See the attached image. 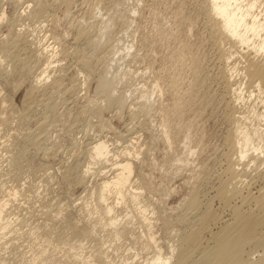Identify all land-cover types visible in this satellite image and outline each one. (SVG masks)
<instances>
[{"label":"bare ground","instance_id":"obj_1","mask_svg":"<svg viewBox=\"0 0 264 264\" xmlns=\"http://www.w3.org/2000/svg\"><path fill=\"white\" fill-rule=\"evenodd\" d=\"M13 1L21 3L16 5L18 9L15 17H8L4 8L0 10V23L7 19L12 26L8 34L2 36L0 58H9L11 69L14 65L21 64L22 73L31 78L23 99L27 109H32L35 99L43 101L46 96L48 112H44L43 120L38 122L29 135L32 142L39 144L46 137L44 128L45 122L50 120L49 112L52 110L57 113L56 103L51 98L62 88V75H51V71L56 70L54 63L59 60L57 56H66L68 49L56 45L58 40L53 36L55 34L49 36L44 33L39 37H30L32 32L15 26L18 25L17 20L25 16L49 19L47 6L50 4L42 0ZM27 1L32 3L22 8ZM101 1L97 0L95 4ZM110 1L115 5L119 1L126 2ZM202 10L217 44L218 61L223 64L219 75L224 92L222 91L219 101L223 102L230 120L224 138L226 150L222 152L226 165L218 175L219 180L214 185L213 194L206 198L204 193L207 189L202 194L201 183L198 180L195 182L197 174L195 183L189 184L190 191L179 203L171 207L165 205L167 196L171 195L174 188L163 189V196L152 201L147 196V191L153 192L154 188L141 169V163H145L146 159L140 158L143 150L136 145L138 137L135 140L130 138L131 143L119 150L110 147L108 139L99 136L88 143L89 146L84 150L88 153L86 163H76L78 167L81 164L77 182H88L94 176V181L85 187L89 189L90 186L87 194L80 199L83 205H80L81 208H86L84 214H68L67 217L62 213V217H59L62 206L56 210L52 205L45 204L42 210L43 220L28 223V215L20 212L18 215L14 214V217L7 215L8 205L15 204L19 189L8 191L7 198H0V264H13L11 259L20 264H264V0H204ZM132 13H138V9H132ZM120 19L127 25L128 16H121ZM91 21L86 25H78L77 39L88 38L93 30L98 32L100 25L104 23L103 19ZM50 37L55 38V43H49ZM91 41L94 44L100 42L101 47L109 42L108 39L97 41L96 38ZM28 44L33 47L31 54L27 56L25 53L23 56L19 49ZM126 49V54L130 55L129 51L134 49V45L129 44ZM77 54L80 55L79 51ZM82 56L79 57L85 73L80 76L76 72L70 85L65 87L69 93L70 90L75 92L81 89V83H88L92 73L93 60ZM11 69L5 73H10ZM5 73L0 70V78L6 76ZM199 76L198 74L197 80L201 82ZM153 90L162 93L158 79L154 80ZM195 91L194 86L190 87V97H195ZM178 93L174 81V107L161 118L160 134L157 136L171 150L173 147L177 149L179 136L182 137L180 145H183L185 154L177 158L175 173L188 164V155L196 152L192 145L194 137L191 126L189 128L186 125L185 128L178 121L177 109L182 102ZM37 94L42 97L38 99ZM148 95L142 94L144 99L140 102V111L145 114H149L151 108H154V101ZM115 97L123 103L127 102L124 93L116 94ZM206 99L208 101L211 98ZM97 102H90V105L93 104L92 113L99 118L100 124L106 125L105 120L101 119V104L99 106ZM5 119L3 118L4 121ZM141 123L151 132L152 137L156 136L151 127L153 119L146 117ZM17 152H13L8 158L12 168L22 165L21 151ZM57 217L61 222L67 223L66 226L70 229L68 233L64 232L63 222L60 229L63 228L64 233L57 231L59 226H54V219ZM23 222L29 225L24 233L20 229L22 226H19ZM23 234H26L24 239L27 243L19 248L22 245L15 244L13 239L20 240ZM10 241L16 248L12 246L15 249L9 250L10 255H5L6 251L2 252L5 249H2L3 243Z\"/></svg>","mask_w":264,"mask_h":264},{"label":"rangeland","instance_id":"obj_2","mask_svg":"<svg viewBox=\"0 0 264 264\" xmlns=\"http://www.w3.org/2000/svg\"><path fill=\"white\" fill-rule=\"evenodd\" d=\"M12 1H0V10L4 8L8 17H15L18 9L16 5H21ZM42 1L50 4L47 6L48 20L25 16L17 20L18 25L15 26L32 32L33 35L30 37H39L44 33L49 36L55 34L53 36L59 41L56 45L68 49L67 57L61 54L57 56L59 60L54 63L56 70L51 71V75L57 73L62 75L60 81L63 89L61 88L59 93H54L51 98V101L56 103L57 113L51 110L50 115L48 114L50 120L45 122V132L43 131L46 140L43 138L40 145L34 143L29 135L38 122L43 120L46 96V100L43 101L35 99L37 101L34 100L32 109H27L23 99L31 78L28 74L25 73L27 77L22 73L21 64L14 65L11 69L12 66L8 63L11 60L0 58L3 59L0 60V70L5 73L11 69L10 73H5L6 76L0 78V198H7L10 191L19 189L15 204H12L13 206L10 204L11 207L8 205L7 215L14 217L20 212L28 215V223H37L43 220L42 210L45 204L52 205L56 210L62 206L59 217L84 214L86 208L84 210L81 208L83 205L80 199L87 194L90 186L89 189L85 187L94 181L92 179L94 176L85 183L77 182L76 178L81 164L86 163L88 159V153L84 150L87 145L89 146L88 143L99 136L108 139L110 147L119 150L130 144L131 139L135 140L136 136L138 137L139 142L136 145L143 150L140 158L146 159V164L141 163L143 166L138 164L144 167L141 169L154 188L152 189L154 193L147 191V196L152 198V201L160 195L163 196L165 193L162 192L163 189L165 191L174 188L171 195L167 196L165 204L171 207L179 203L190 191L192 183L198 181L202 185V194L206 191L205 197L211 196L218 183V175L226 165L222 152L226 150L224 138L230 120L225 113L223 102L219 101L224 92L219 75L223 64L218 61L217 44L207 16L202 10L204 0H126L119 1L117 5L111 4L110 0H102L100 5L95 4L97 0ZM29 3L28 1L23 3L22 8ZM132 9H138V13H132ZM124 15L129 17L128 26L120 19ZM93 19L104 20L98 32L93 30L95 33L90 34L92 36L94 33V37L89 36L91 39L89 37L77 39V28L80 24L86 25L91 20L93 22ZM10 26L7 19L0 23V46L2 36L8 34L12 27ZM95 38L97 41L108 39L109 42L101 47L100 42L94 44L91 41ZM50 39L49 43H55V38ZM129 44L134 45V49L129 51L130 55L126 54L128 51L126 47H129ZM21 47L19 50L23 56L25 53L27 56L31 54L32 45H25L22 47L24 49ZM78 51L80 55L77 54ZM79 56L85 58L88 56L90 60L92 59L93 70L88 83L83 85L81 83L82 88L75 91L77 93L71 90L69 93L65 87L70 85L74 75L78 73L82 76L85 73ZM198 74L201 76H199L201 82L197 80ZM156 79L162 87V93L153 90ZM203 80L205 84L202 83ZM174 81L179 90L178 95L182 99L177 109L178 121L185 128L191 126V134L194 137L192 145L196 149L193 155H188V164L176 170V173L174 168L178 162L177 158L185 154L183 145H180L182 137L179 136L180 143L177 149L173 147L172 150L157 137L160 134L161 118L174 107ZM192 86L196 89L194 98L190 97ZM119 93L126 95V103L115 97ZM142 94H149L150 99L154 101V108H151L149 114L140 111V102L144 99ZM39 95L36 96L38 99L42 97ZM91 100L98 101L99 106L101 104V119L105 120L106 125L100 124L99 118L92 113ZM146 117L154 121L151 127L155 137H152L151 132L141 123ZM199 139L202 142H199ZM18 150L21 151L22 165L12 168L9 166L8 158ZM77 161L81 163L79 167ZM196 177L198 179L195 181ZM59 217L54 219L56 224L52 222L55 227L59 226L57 231L62 233L64 226L66 229L68 226L62 221L63 225ZM23 223L25 225L19 226H22L20 229L24 230V233L29 225ZM60 226L63 228L60 229ZM65 228L64 232L68 233L70 229ZM25 235L23 234L20 240L13 239L15 244L22 245L19 248L27 243ZM7 244L3 243L2 249H5L2 252L6 251L5 255H10L9 250L16 247L11 241ZM10 261L13 264H20L17 260Z\"/></svg>","mask_w":264,"mask_h":264}]
</instances>
